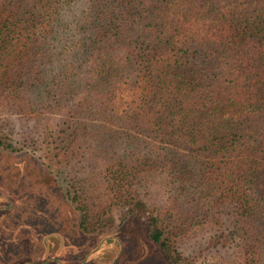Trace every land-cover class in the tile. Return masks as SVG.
Masks as SVG:
<instances>
[{
	"label": "trees",
	"instance_id": "obj_1",
	"mask_svg": "<svg viewBox=\"0 0 264 264\" xmlns=\"http://www.w3.org/2000/svg\"><path fill=\"white\" fill-rule=\"evenodd\" d=\"M75 1L0 0V96L35 92L60 112L61 172L122 136L125 155L104 169L108 208L144 219L171 264L202 263L179 250L178 219L131 189L153 173L203 187L204 217L221 208L242 222L210 243L242 235L244 264H263L264 0ZM0 148L22 146L0 126ZM62 191L87 231L75 185Z\"/></svg>",
	"mask_w": 264,
	"mask_h": 264
},
{
	"label": "rangeland",
	"instance_id": "obj_2",
	"mask_svg": "<svg viewBox=\"0 0 264 264\" xmlns=\"http://www.w3.org/2000/svg\"><path fill=\"white\" fill-rule=\"evenodd\" d=\"M48 65L54 70L56 63ZM39 100L35 92L0 96V126L22 146L11 152L0 148V264H171L149 239L144 219L127 216L121 206L108 208L111 193L104 169L111 158L125 155L122 136L103 148L91 146L81 163L61 172L51 160L61 115L42 109ZM71 184L86 204L87 231L62 191ZM166 184L163 174L153 173L131 189L162 217L178 219L179 250L202 264H244L242 235L210 243L242 222L235 223L221 208L204 217L203 187L184 191ZM247 226L254 228L251 221Z\"/></svg>",
	"mask_w": 264,
	"mask_h": 264
}]
</instances>
